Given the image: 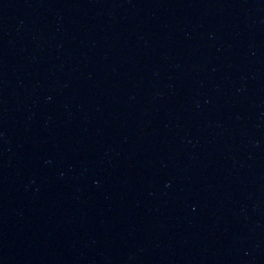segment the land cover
Instances as JSON below:
<instances>
[{"label":"water","instance_id":"obj_1","mask_svg":"<svg viewBox=\"0 0 264 264\" xmlns=\"http://www.w3.org/2000/svg\"><path fill=\"white\" fill-rule=\"evenodd\" d=\"M0 264H264V0H0Z\"/></svg>","mask_w":264,"mask_h":264}]
</instances>
